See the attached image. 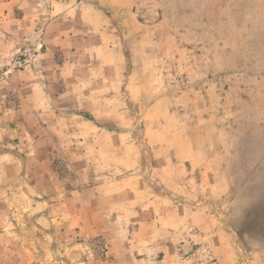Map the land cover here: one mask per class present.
Wrapping results in <instances>:
<instances>
[{
    "label": "rangeland",
    "instance_id": "374dc122",
    "mask_svg": "<svg viewBox=\"0 0 264 264\" xmlns=\"http://www.w3.org/2000/svg\"><path fill=\"white\" fill-rule=\"evenodd\" d=\"M0 29V264H264V0H0Z\"/></svg>",
    "mask_w": 264,
    "mask_h": 264
},
{
    "label": "crops",
    "instance_id": "0c3cea01",
    "mask_svg": "<svg viewBox=\"0 0 264 264\" xmlns=\"http://www.w3.org/2000/svg\"><path fill=\"white\" fill-rule=\"evenodd\" d=\"M3 5H4V3H3ZM8 5H10V6H14L15 3H14V2H10V3H8ZM14 7H15V6H14ZM1 13H2V15L4 14L3 11H1ZM24 18H25V17H24ZM3 35H4V31H2V30L0 29V46H1L2 43L4 42L3 39H5V37H4ZM23 59H24V58H23ZM26 60H28V59H26ZM23 62H24V63H22V65H21L22 67H21V69H20L21 72L27 71V67H26L25 61L23 60ZM24 66H25V67H24ZM11 76H12V74H11ZM2 78H3V74H2V72L0 71V85L4 84ZM10 78H12V77H10ZM10 81H11V83H12V80H10ZM19 113H21V115H25V114H22V113H23L22 111L19 112ZM101 230H102V231L105 230V227L102 226V227H101Z\"/></svg>",
    "mask_w": 264,
    "mask_h": 264
}]
</instances>
